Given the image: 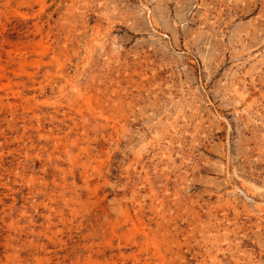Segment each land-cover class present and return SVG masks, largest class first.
Masks as SVG:
<instances>
[{"label": "rangeland", "instance_id": "obj_1", "mask_svg": "<svg viewBox=\"0 0 264 264\" xmlns=\"http://www.w3.org/2000/svg\"><path fill=\"white\" fill-rule=\"evenodd\" d=\"M0 264H264V0H0Z\"/></svg>", "mask_w": 264, "mask_h": 264}]
</instances>
